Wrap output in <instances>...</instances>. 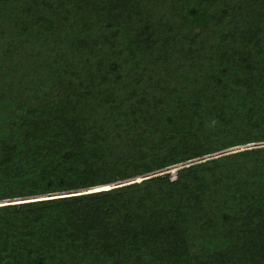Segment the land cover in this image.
<instances>
[{
    "label": "trees",
    "instance_id": "obj_1",
    "mask_svg": "<svg viewBox=\"0 0 264 264\" xmlns=\"http://www.w3.org/2000/svg\"><path fill=\"white\" fill-rule=\"evenodd\" d=\"M0 264H264V0H0Z\"/></svg>",
    "mask_w": 264,
    "mask_h": 264
},
{
    "label": "rangeland",
    "instance_id": "obj_2",
    "mask_svg": "<svg viewBox=\"0 0 264 264\" xmlns=\"http://www.w3.org/2000/svg\"><path fill=\"white\" fill-rule=\"evenodd\" d=\"M167 171H168V173H169V177H170V179H172V178H174V176H175V167H169L168 169H167ZM139 178H137V180H138Z\"/></svg>",
    "mask_w": 264,
    "mask_h": 264
}]
</instances>
